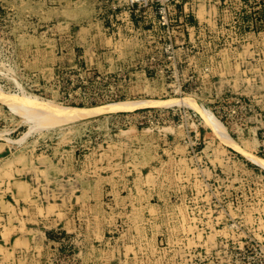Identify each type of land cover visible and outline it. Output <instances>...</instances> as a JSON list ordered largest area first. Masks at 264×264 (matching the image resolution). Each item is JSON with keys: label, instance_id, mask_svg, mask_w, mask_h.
<instances>
[{"label": "rangeland", "instance_id": "obj_1", "mask_svg": "<svg viewBox=\"0 0 264 264\" xmlns=\"http://www.w3.org/2000/svg\"><path fill=\"white\" fill-rule=\"evenodd\" d=\"M253 156L264 0H0V264H264Z\"/></svg>", "mask_w": 264, "mask_h": 264}, {"label": "bare ground", "instance_id": "obj_2", "mask_svg": "<svg viewBox=\"0 0 264 264\" xmlns=\"http://www.w3.org/2000/svg\"><path fill=\"white\" fill-rule=\"evenodd\" d=\"M10 99V97H9ZM169 99V98H168ZM13 100V99H11ZM37 100H33L30 97H27V101L25 99V102H13L12 104H15L16 106H22L23 108H28L29 109H35V108H42L44 106L43 103H41V101ZM17 101V100H16ZM24 101V100H23ZM161 101H165L167 102L168 100H159V99H141V100H120V101H115L112 103H108L106 105H102V106H93V107H82V106H65V107H59L56 104L49 106V108L52 111H56V114L60 117H64L66 120H70V119H77V118H84V117H90L96 114H100V113H104V112H108V111H120V110H128V109H134L137 107H141L144 105H149L155 102H160ZM173 101V100H171ZM182 101V100H181ZM11 102V101H10ZM46 102V101H45ZM171 103V102H169ZM176 103V101H175ZM50 105V104H48ZM48 108V109H49ZM24 110V109H23ZM26 110V111H28ZM36 110V109H35ZM202 110V109H201ZM30 111V110H29ZM34 111V110H33ZM36 112V111H34ZM42 112V111H41ZM202 112V111H201ZM204 112V111H203ZM32 113V112H31ZM205 113V112H204ZM208 114V113H207ZM206 115V114H205ZM210 115V113H209ZM207 116V115H206ZM212 116V115H211ZM208 117V116H207ZM210 117V116H209ZM214 118V117H213ZM211 118L210 121L213 122V126H215V128H217L219 130V132L221 134H223L222 136H225L224 138L227 139L230 143H232L233 145L236 146V144L233 142V139H231L228 134L223 130L225 129V127L223 128L220 124V120L217 121L215 119ZM213 119V120H212ZM229 143V144H230ZM237 148H239L241 151H243L246 155L251 156L252 157V153H250L249 151H247L246 149L244 150L243 148L236 146ZM253 158L256 160V162H259V164H261L262 166H264V158H256L255 156H253ZM76 240V239H75ZM73 243V242H72Z\"/></svg>", "mask_w": 264, "mask_h": 264}]
</instances>
